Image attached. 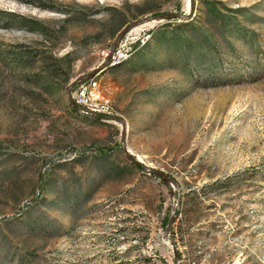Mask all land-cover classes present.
<instances>
[{"label":"rangeland","instance_id":"obj_1","mask_svg":"<svg viewBox=\"0 0 264 264\" xmlns=\"http://www.w3.org/2000/svg\"><path fill=\"white\" fill-rule=\"evenodd\" d=\"M18 17L35 22L5 24ZM128 25L131 48L106 60ZM89 74L114 113L70 105ZM175 251L264 264V0H0V264Z\"/></svg>","mask_w":264,"mask_h":264},{"label":"built area","instance_id":"obj_2","mask_svg":"<svg viewBox=\"0 0 264 264\" xmlns=\"http://www.w3.org/2000/svg\"><path fill=\"white\" fill-rule=\"evenodd\" d=\"M134 40H118L110 52L109 59L121 55L126 49L131 48ZM72 97L83 110L94 112L97 116H107L114 113V106L106 98L94 76L81 77L70 90Z\"/></svg>","mask_w":264,"mask_h":264},{"label":"trees","instance_id":"obj_3","mask_svg":"<svg viewBox=\"0 0 264 264\" xmlns=\"http://www.w3.org/2000/svg\"><path fill=\"white\" fill-rule=\"evenodd\" d=\"M12 20V21H11ZM12 22H17V23H19V24H21V25H24V26H28L29 24H32L33 22H35V20L34 19H31V18H26V17H18V18H13V19H8V21H6V25L7 24H11ZM33 28V27H32ZM61 58L62 59H67V58H69V60H68V63H70V61H71V58L69 57V53H65V54H63L62 56H61ZM55 67H53L55 70H59V68H58V65H54ZM60 74L62 73L63 75L61 76L62 78H63V81L64 82H66L67 80H68V73L66 72V71H60L59 72ZM100 152H101V154H104L105 153V150H103V149H100ZM43 179H45V178H43ZM41 184V183H40ZM178 191H176V193H177ZM178 204H179V194H178V199H177V203H176V205H175V208H174V211H173V213H172V216H171V219H170V221H169V224H168V231H169V237L174 241V239H175V233H174V221H175V218H176V216H177V214H178V211H179V209H178ZM171 207V206H170ZM170 207H169V210H170ZM169 210H167L163 215H162V217L160 218V224H161V227L162 228H164V226H165V223H166V221H167V219H168V215H169ZM53 221L52 220H49V221H46V225H44L43 224V226L42 227H47V226H49V224H51ZM176 252V251H175ZM175 252H173V255H174V263H175V260H176V256H175ZM177 253V252H176ZM179 256V254L177 253V257Z\"/></svg>","mask_w":264,"mask_h":264},{"label":"water","instance_id":"obj_4","mask_svg":"<svg viewBox=\"0 0 264 264\" xmlns=\"http://www.w3.org/2000/svg\"><path fill=\"white\" fill-rule=\"evenodd\" d=\"M140 22H143V19H139V20L137 21V23H140ZM129 27H130V25H128L127 27H125V29H123L120 33H118V34L116 35V37H115V39L113 40V43H112V45H111V48H110V50H109V53H108V55H107V57H106V60H108L109 55H110V52L112 51V49H113V47H114V45H115V43H116L118 37H120V35L122 34V32H123L124 30L128 29ZM88 76H90V74L87 75V76H81V75H79V76H77L75 79L71 80V81L65 86V93H66V95H67V97H68V99H69V103H70V105H71L73 108H75V106H74V104H73V101H72L71 98H70V90L72 89L73 85L77 82L78 79H80L81 77H88ZM121 149L123 150L125 156L129 159V161L132 162V163H133L135 166H137L138 168H141V169L147 170V171H149V172H154V173H156V174H158V175H164L162 172L157 171V170H154V169H152V168H148V167H146L145 165H143V164H141L140 162H138V161H137L136 159H134L133 157H131V156L126 152V150L124 149L123 145H121ZM176 191H178L177 187H176ZM177 199H178V192L176 193L175 201L171 204V207H170V210H169L168 219H167V221H166V223H165V226H164V232H166V231L168 230V224H169V221H170V219H171L172 213H173V211H174L175 205H176V203H177ZM163 235H164V234H163ZM165 236H166V235H165ZM167 238L170 240L171 243H174L173 240H172L170 237H167ZM175 256H176L175 263L178 264V257H177V253H176V252H175Z\"/></svg>","mask_w":264,"mask_h":264},{"label":"bare ground","instance_id":"obj_5","mask_svg":"<svg viewBox=\"0 0 264 264\" xmlns=\"http://www.w3.org/2000/svg\"><path fill=\"white\" fill-rule=\"evenodd\" d=\"M130 49V48H129ZM126 51V50H125ZM124 51V52H125ZM123 54V53H122ZM127 55V54H126ZM121 55H119V56H117V57H115V58H111V59H116V58H118V57H120ZM126 58V57H125ZM111 59H109V61L111 60ZM71 98H72V101H73V104L77 107V109H78V111H80L81 113H83V114H86V115H97L96 113H94V112H89V111H86V110H83V109H81L80 107H79V105L77 104V102H76V99L74 98V97H72V95H71Z\"/></svg>","mask_w":264,"mask_h":264}]
</instances>
